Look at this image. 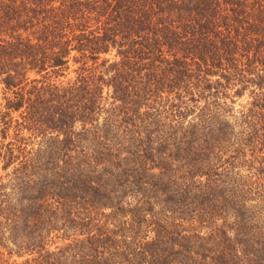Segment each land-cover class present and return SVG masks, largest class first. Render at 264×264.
<instances>
[{
    "label": "trees",
    "instance_id": "1",
    "mask_svg": "<svg viewBox=\"0 0 264 264\" xmlns=\"http://www.w3.org/2000/svg\"><path fill=\"white\" fill-rule=\"evenodd\" d=\"M0 85V264H264V0H0Z\"/></svg>",
    "mask_w": 264,
    "mask_h": 264
},
{
    "label": "rangeland",
    "instance_id": "2",
    "mask_svg": "<svg viewBox=\"0 0 264 264\" xmlns=\"http://www.w3.org/2000/svg\"><path fill=\"white\" fill-rule=\"evenodd\" d=\"M74 68V67H73ZM75 77V74L74 73H70V74H68L67 75V77H63V78H60V81H62V82H68V81H70L71 79H73ZM0 93H1V95H0V104L1 103H4V100H3V91H2V85H0ZM247 99H248V94H246L244 97H242L241 99H238V100H236V103L234 104V109L237 111L238 109H240L241 108V105L242 104H244V103H246V101H247ZM103 117V116H102ZM158 118V120L160 119V123L156 126V127H161L162 128V126L164 125V126H166V127H168V126H170V122H165V117L164 116H162V117H157ZM102 121V120H101ZM25 134H28L27 132L25 133ZM8 140H10V139H8ZM2 165L3 164H1L0 163V176H3V175H5L6 173H5V171L2 169ZM7 180L5 179L4 180V182H6ZM0 184H1V181H0ZM105 214H111V210L110 209H106L105 211ZM101 219V218H100ZM104 220V219H103ZM112 227V226H111ZM72 233H68V235H71ZM53 237H54V241H55V244H53L52 245V247H51V250H57L56 249V247H63V246H65L66 244H68L70 241L67 239V240H65V239H63V238H60L59 236L60 235H56V233L55 234H53L52 235ZM85 236H79V237H77L78 239H83ZM13 259H17V261L18 262H21V261H23L25 258H18V257H13Z\"/></svg>",
    "mask_w": 264,
    "mask_h": 264
}]
</instances>
